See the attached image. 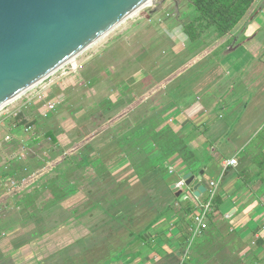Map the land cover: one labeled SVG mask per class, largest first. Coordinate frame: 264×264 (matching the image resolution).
I'll use <instances>...</instances> for the list:
<instances>
[{
  "label": "rangeland",
  "instance_id": "374dc122",
  "mask_svg": "<svg viewBox=\"0 0 264 264\" xmlns=\"http://www.w3.org/2000/svg\"><path fill=\"white\" fill-rule=\"evenodd\" d=\"M192 2L155 0L2 107L0 250L14 254L0 255V264H71L70 257L78 264H108L110 251L125 247L132 239L129 233L138 234L155 210L167 205L168 188L157 172L137 176L138 168L126 172L121 161L115 164V179L98 171L99 158L93 166L82 167L86 158L112 156L117 141L133 131L150 108L208 107L214 84L225 79L222 61L242 71L250 50L235 41L243 27L238 26L231 33L235 41L227 43L214 27L198 26L193 41L184 31L196 17ZM257 56L250 70L257 81L242 82L255 93L243 98L232 81L233 108H264V66L257 61L264 63L263 50ZM49 102L56 109L44 116ZM214 102L226 108L227 99ZM146 144V156L156 151L153 155L161 157L157 146ZM60 171L73 182L64 184L63 193L57 189ZM170 214L166 231L177 226ZM205 225L201 234L220 232L221 238L227 233L225 227L206 231L207 219ZM219 235L199 247L207 259L212 255L208 264H241V258L226 256Z\"/></svg>",
  "mask_w": 264,
  "mask_h": 264
},
{
  "label": "crops",
  "instance_id": "0c3cea01",
  "mask_svg": "<svg viewBox=\"0 0 264 264\" xmlns=\"http://www.w3.org/2000/svg\"><path fill=\"white\" fill-rule=\"evenodd\" d=\"M242 26L238 38H236V41L234 40L235 45L240 43L239 46L249 49L250 53H246V57L242 61L241 72H235L225 61H222L225 79L222 77L214 84L209 94L211 99L208 107L202 105V108H198L195 105L193 108H150L144 119L153 116L158 120L157 118L160 116L162 121L157 126L156 132L159 133L170 128L171 133L180 136L192 155L201 164L205 163L202 169L204 175L201 183L207 186L212 180L219 181L218 194L224 200L220 210L230 224L228 230L232 232H227L224 237L237 246L235 248L232 244L229 245L230 250L241 258V264H264V197L259 195L263 183L255 177L250 184H246L236 173L240 154L245 153L250 142L255 140L264 147V121H262L264 119V108H260L258 105L257 107L252 105L251 108H233L236 103L232 97L235 95L236 89L233 88L234 82L231 84L235 80L241 89L240 95L243 98L255 93L254 88L250 89L251 85H245L242 82L247 80V82H254L252 83L254 85L257 81V78L252 74L253 72L250 74V70L260 50L264 49V0L257 2L253 15L244 24H240V27ZM257 61L260 68L261 64L264 66L263 62ZM247 68L249 69L246 70ZM255 69L254 66L253 71ZM242 97L238 99L242 101ZM217 98L220 100L227 99L226 108L217 106L220 103L214 102ZM248 130H252V133L245 138ZM150 142L152 146L156 147L154 142L151 140ZM146 143L144 145H150L148 142ZM141 150L144 151V146ZM153 154L146 156L145 153L141 165L145 166L148 162L160 156L159 153H156L155 156ZM122 155L125 157L124 159L120 155L106 164L111 175L116 178L117 176L113 173L116 169L114 168L116 163L123 161V167L128 169L126 172L132 166L129 157L126 154ZM181 156L183 155L175 153L167 160L170 166L174 168L175 172L170 176L175 181L183 178L188 173L193 174L187 166H183ZM146 157H149V159H146ZM231 159H235L237 163L234 166H225V163ZM145 160L147 162L144 163ZM246 162L250 166L251 172L257 175L259 167L252 158ZM199 174L200 172L193 175L197 177ZM171 220L178 219L174 217ZM187 222V225L175 226V228L168 231L153 232V237L148 245H143L141 257L129 264H168V260H171V264H179L181 257L186 253V249L179 241L184 238L183 233L186 232L189 246L191 236L192 218L189 217ZM179 252L181 256L176 259L174 254L178 255ZM7 253L12 255L13 252L0 250L1 256ZM189 255L191 257L189 264H201L200 257L191 249V245L189 246ZM113 264H127V259Z\"/></svg>",
  "mask_w": 264,
  "mask_h": 264
},
{
  "label": "water",
  "instance_id": "95a60500",
  "mask_svg": "<svg viewBox=\"0 0 264 264\" xmlns=\"http://www.w3.org/2000/svg\"><path fill=\"white\" fill-rule=\"evenodd\" d=\"M149 0H0V107L78 56ZM154 4H156L154 2ZM204 170L170 189L206 193ZM180 244L187 249V239ZM181 253H178V257ZM192 264V263H190Z\"/></svg>",
  "mask_w": 264,
  "mask_h": 264
},
{
  "label": "trees",
  "instance_id": "16d2710c",
  "mask_svg": "<svg viewBox=\"0 0 264 264\" xmlns=\"http://www.w3.org/2000/svg\"><path fill=\"white\" fill-rule=\"evenodd\" d=\"M259 0H193L191 6L195 9L196 17L192 20L189 24L185 26V33L189 36V38L195 41L198 36L199 32L197 27L206 26L208 28L214 27L215 30L226 39L227 43H231L234 41L232 38L231 33L242 23L244 24L254 12V7L256 6ZM243 27V26H242ZM233 39V41H232ZM264 54V49H263ZM259 57V56H257ZM155 119V117H149L147 119H143L142 121H138L137 127L130 131L127 134H124L120 140L117 141L115 145L114 152L112 156L105 157V155H99L98 157H90V159L86 158L85 164L82 168L87 167L88 165H92L97 163L98 158L101 161V170L98 169L100 172H108L111 175L109 170L106 167V164L116 158L119 155L126 154L131 160L132 166L136 169L138 168L137 176L140 175H148L152 172H157L162 179H164L165 184L168 188V202L163 208H157L153 213V216L148 221L144 222L143 227L140 229L139 233L136 234L134 231L129 233L131 241L121 248V249H114L111 250L109 253L108 258L105 260L109 261L108 264L113 263H120L124 259H127V264L133 262L134 260L138 259L142 255L143 245H146L149 239H152V233L156 230H166L165 228V221L168 219L169 213L170 215H175V218L178 219L177 226L187 225V219L191 217L197 211V206L194 201L192 200H184L180 201L179 198L175 196V194L170 189L172 184H175L176 181L172 179L169 175V162L167 160L174 155L175 153H179L181 156L183 166H187L193 174L199 173L205 166V163L201 164L192 153L189 151L187 146L183 143V140L180 136H177L174 133L170 132V128L163 130L162 132L157 133L156 128L161 123L160 116ZM52 136V134H50ZM154 142V144L158 147L161 151V157L158 156L157 158L148 162L145 166L141 165V161L145 156V153L142 149L144 143L148 141ZM167 140L168 142H166ZM263 145L257 143V141L253 140L247 146L245 153L240 154V159L238 161V165L236 168L237 176L240 177L246 184H250L252 180L256 177L260 179L263 183L262 191L260 192V196L264 197V152H263ZM252 160L255 164L259 167V171L257 175H254L251 170L250 166L247 164L246 161ZM139 160L136 165H134L135 160ZM161 159L164 161L160 162ZM142 171V172H141ZM61 177L58 180L57 189L60 193L64 191V184L70 185L73 184L72 180H66L65 175L63 172L60 171ZM100 174V173H99ZM98 174V175H99ZM85 175L84 177H86ZM116 179V178H115ZM86 182H91L92 180L84 179ZM67 183V184H66ZM79 188V187H78ZM35 192H38V188L35 186ZM208 200V194L206 193L204 196L200 198V201L206 202ZM224 200L222 197L217 193L214 198L212 199L211 203V212L207 215V225L209 226L206 228V231H209V228L213 230L220 231V227H225L228 233H232L228 230L229 222L226 218H224L220 208L222 207ZM192 223V222H191ZM137 227L142 224H134ZM204 226L203 230L205 231ZM168 228V227H167ZM0 229L2 230V226L0 225ZM222 235V233L218 232L217 235H210V234H201L198 238L194 240L191 244V249L200 257L201 264H208L211 262L212 255L208 256V259L204 257L199 247L209 242L214 236ZM219 240L223 243L221 244L220 248H225L226 256H236L230 250V246L234 247V243L230 240L226 239V237L222 236ZM184 238L188 239V234L185 232L183 233ZM140 237V238H139ZM150 239V240H151ZM236 239V238H235ZM182 246V245H180ZM237 246H235L236 248ZM16 251V250H14ZM228 252V253H227ZM14 254V252L12 253ZM175 258L178 259V255L174 254ZM78 257V256H77ZM73 263L71 264H78L75 262L77 259L76 257L68 258ZM66 259L65 261H69ZM105 261V262H107Z\"/></svg>",
  "mask_w": 264,
  "mask_h": 264
},
{
  "label": "built area",
  "instance_id": "2783aa9c",
  "mask_svg": "<svg viewBox=\"0 0 264 264\" xmlns=\"http://www.w3.org/2000/svg\"><path fill=\"white\" fill-rule=\"evenodd\" d=\"M63 67V66H62ZM61 67V68H62ZM59 70V69H58ZM56 104L54 102H49L47 104L46 111H44V116H48L47 114L55 110ZM236 164L235 159H231L225 163V166H234ZM169 173L170 175L174 174V168L173 166H169ZM178 187L182 188L185 184V181L183 178H180L178 181L175 183ZM218 185L219 181H210L207 186H206V193L208 194V200L206 202L200 201L201 197H196L194 196V190L192 186H187V189L184 191V193L187 195L185 200H192L195 202L197 206V211L194 213L191 218H192V227H191V236L189 238V246L194 242L196 238H198L201 235V232L205 226V221L207 219V215L209 212H211V203L212 199L214 196L218 193ZM12 187L15 186V182H12ZM188 192L192 194V196L188 195ZM203 195V194H202ZM201 195V196H202ZM178 220H175L172 223L174 226ZM188 244V243H187ZM189 246L188 249H186V253L184 256L181 257V262L179 264H189L191 261V257L189 255Z\"/></svg>",
  "mask_w": 264,
  "mask_h": 264
},
{
  "label": "bare ground",
  "instance_id": "6f19581e",
  "mask_svg": "<svg viewBox=\"0 0 264 264\" xmlns=\"http://www.w3.org/2000/svg\"><path fill=\"white\" fill-rule=\"evenodd\" d=\"M154 2H155V0H149L148 2H146L143 6H141L138 10H136L135 12H133L132 14H130L128 17H126L124 20H122L121 22H119L114 28H112L111 30H109L108 32H106L103 36H101L99 39H97L96 41H94L90 46H88L85 50H87V49H89L91 46H94L96 43H98L99 41H101L103 38H105L106 36H108L109 34H110V32H113V30L117 27V26H119L122 22H124L125 20H128V19H131V18H133V17H135V16H137L142 10H144L145 8H148V7H150L151 5H153L154 4ZM117 29V28H116ZM84 50V51H85ZM83 51V52H84ZM83 52H81L80 54H82ZM79 54V55H80ZM77 57V56H76ZM75 57V58H76ZM74 59V58H73ZM72 59V60H73ZM72 60H70V61H72ZM69 61V62H70ZM40 82V81H39ZM38 82V83H39ZM37 83V84H38ZM36 85V84H35ZM35 85H33L32 87H34ZM32 87H30L29 89H31ZM29 89H27L26 91H28ZM26 91H24V92H22L20 95H18V96H16L14 99H12L11 101H9V103L10 102H12V101H14V100H16V99H18L21 95H23ZM8 104V103H7ZM6 104V105H7ZM5 105H3L2 107H4ZM2 107H0V110L2 109ZM140 238V237H139ZM177 253V252H176Z\"/></svg>",
  "mask_w": 264,
  "mask_h": 264
}]
</instances>
